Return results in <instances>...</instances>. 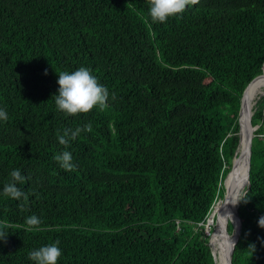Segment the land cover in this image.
<instances>
[{"label": "trees", "instance_id": "16d2710c", "mask_svg": "<svg viewBox=\"0 0 264 264\" xmlns=\"http://www.w3.org/2000/svg\"><path fill=\"white\" fill-rule=\"evenodd\" d=\"M148 2L0 0V189L15 168L27 178L20 200L0 192V264L57 240V264H215L203 225L237 156L243 91L264 80V0H196L164 23ZM82 66L109 101L66 116L58 73ZM251 124L232 264H264V96Z\"/></svg>", "mask_w": 264, "mask_h": 264}, {"label": "clouds", "instance_id": "9594fccd", "mask_svg": "<svg viewBox=\"0 0 264 264\" xmlns=\"http://www.w3.org/2000/svg\"><path fill=\"white\" fill-rule=\"evenodd\" d=\"M195 2L196 0H149L148 15L153 22L164 23L169 18L182 14L190 4H195ZM57 85L56 93L52 97L57 110L63 112L66 116L87 113L94 106H106L109 101V90L98 82V78L87 67L82 66L74 71H61L58 73ZM7 119L8 113L5 109L0 108V122ZM83 131H91V125H85L83 128L77 127L74 130L65 129L57 139L61 145H68ZM54 159L64 170L72 171L75 169L70 151H61L54 156ZM26 179V176L22 174V170L15 168L11 170L10 179L3 185L0 192L14 200H20L25 196V193L19 185L24 184ZM240 202H247L246 193H240L234 205ZM26 222L29 226H37L41 223V219L33 214L27 218ZM257 223L260 227H264V216H261ZM8 235L9 232L5 226L0 225V242H5ZM232 243L235 245L234 240ZM59 244L60 242L57 240L34 249L29 253V259L33 264H57L58 258L62 255ZM249 248L253 252L255 245L250 244Z\"/></svg>", "mask_w": 264, "mask_h": 264}, {"label": "bare ground", "instance_id": "6f19581e", "mask_svg": "<svg viewBox=\"0 0 264 264\" xmlns=\"http://www.w3.org/2000/svg\"><path fill=\"white\" fill-rule=\"evenodd\" d=\"M247 89V88H246ZM264 94V80H260L251 85L243 94L241 102V111L239 114L240 125V141L237 150V156L235 157L234 165L231 172L228 174L224 183V196L223 200L214 206L208 224H213V219H216L215 230L211 236V245L216 252L214 254L215 264H229L230 262V250L233 246L232 241H235V233L238 230V221L235 218V212L237 204H235L237 196L241 193L246 185V160H247V137L248 126L247 117L252 116L255 100L258 96ZM256 130V129H255ZM250 129L252 134L255 131ZM234 223V232L232 234L233 239L225 234L226 223L228 220ZM224 231H223V227ZM208 226V225H207ZM211 247V248H212Z\"/></svg>", "mask_w": 264, "mask_h": 264}, {"label": "water", "instance_id": "95a60500", "mask_svg": "<svg viewBox=\"0 0 264 264\" xmlns=\"http://www.w3.org/2000/svg\"><path fill=\"white\" fill-rule=\"evenodd\" d=\"M260 75V74H259ZM259 75H257L251 82H253L256 78H258L259 77ZM250 82V83H251ZM249 83V84H250ZM248 84V85H249ZM247 85V86H248ZM247 86L245 87V89H244V91H243V94H244V92H245V90H246V88H247ZM243 94H242V97H243ZM242 97H241V102H242ZM241 102H240V109H239V114H240V111H241ZM247 126H248V137H247V148H246V153H247V160H246V185H245V187H244V190H243V192L242 193H245V191H246V188L248 187V185H249V170H250V156H251V143H252V138H253V134L251 133V132H249V130L250 129H256V127H253L252 126V124H251V116L250 117H247ZM239 141H240V125H239ZM238 147H239V145H238ZM237 150H238V148H237ZM236 154H237V151H236ZM236 156V155H235ZM234 161H235V157L233 158V160H232V164H231V168H230V171L228 172V174L231 172V169L233 168V165H234ZM228 174H227V176H228ZM224 198H225V196H224ZM223 198V199H224ZM235 218L237 219V221H238V230H237V232L235 233V243H236V241H237V239H238V235H239V232H240V219H239V217H238V215H237V212H235ZM234 228V227H233ZM225 234L226 235H229L228 233H227V230H226V228H225ZM208 245H210L209 244V242H208ZM234 246V245H233ZM233 246H232V248H231V250H230V253H229V256H230V262H229V264H232V250H233ZM212 256H213V260H214V263H215V257H214V253H212Z\"/></svg>", "mask_w": 264, "mask_h": 264}, {"label": "rangeland", "instance_id": "374dc122", "mask_svg": "<svg viewBox=\"0 0 264 264\" xmlns=\"http://www.w3.org/2000/svg\"><path fill=\"white\" fill-rule=\"evenodd\" d=\"M261 96H264V94L263 95H261ZM261 96H258V97H261ZM256 100H257V98H256ZM256 100H255V103H256ZM227 178V177H226ZM226 178L224 179V181H223V187H225L224 186V183H225V180H226ZM243 190H244V188H243ZM243 190L241 191V193L243 192ZM219 200H223V199H219ZM219 200H217L215 203H214V205H213V207H212V210H213V208H214V206L219 202ZM238 205V204H237ZM237 208V207H236ZM212 210H211V212H212ZM211 212H210V214H209V216H208V220L205 222V224L203 225V227H204V234L208 237V241H209V246H210V248L212 247V245H211V236H212V234H213V232H214V230H215V223H216V219H213V224L212 225H209L208 224V221H209V218H210V215H211ZM228 223H231L232 225H233V227H234V223L233 222H231L230 220H228L227 221V223H226V225L228 224ZM200 225V224H199ZM208 225V226H207ZM226 225H224V227H223V231H224V228H225V226ZM228 236V235H227ZM229 237L231 238V239H233V236L231 235H229ZM211 251H212V253H216L215 251H214V248L212 247L211 248Z\"/></svg>", "mask_w": 264, "mask_h": 264}]
</instances>
